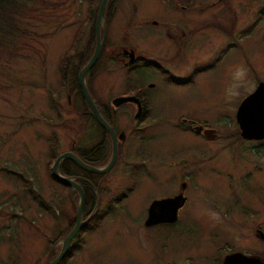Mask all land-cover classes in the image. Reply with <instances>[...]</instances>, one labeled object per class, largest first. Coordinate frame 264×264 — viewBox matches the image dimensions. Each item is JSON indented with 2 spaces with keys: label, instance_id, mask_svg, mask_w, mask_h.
I'll list each match as a JSON object with an SVG mask.
<instances>
[{
  "label": "rangeland",
  "instance_id": "374dc122",
  "mask_svg": "<svg viewBox=\"0 0 264 264\" xmlns=\"http://www.w3.org/2000/svg\"><path fill=\"white\" fill-rule=\"evenodd\" d=\"M89 1L48 0L56 7L29 2L36 9L24 17L20 42L0 57V264H47L72 229L69 220L78 198L58 196L60 187L49 175L53 160L48 150L55 139L56 154L71 151L74 139L92 132L93 122L81 113L88 108L85 100L70 91L72 72L66 89L56 91L61 57L82 22L86 26L81 27L70 70L90 41L96 15L87 22ZM212 1L184 10L173 8L169 0L107 4L106 52L87 79L88 89L102 107L106 97L144 88L150 114L141 124L133 120L130 106L114 114L117 128L128 136L123 156L107 172L109 194L100 192L98 210L62 264H215L236 250L264 258V244L256 234L257 226L264 228V146L235 135L239 103L264 81V0H228L229 6ZM153 20L168 21L170 35ZM123 48L134 50L138 58L129 61ZM141 58L159 65L163 73L141 68ZM127 60L130 66L124 65ZM193 70L196 77L186 84ZM170 77L179 85L169 82ZM191 119L216 129L218 136L203 140L187 131L183 121ZM141 136L145 140L139 156ZM201 143L205 147L200 155L195 149L185 155L199 165L187 185L183 227H145L148 204L172 185L165 177L161 184L155 181L160 182L159 171L167 172L156 154L165 158L172 148L177 159L185 154L181 148ZM139 159L150 175L133 176ZM5 167L29 178L49 208L33 200L22 188L26 183L8 175ZM97 175L106 183V173ZM175 180L170 191L180 189L181 179ZM215 255L220 259L209 260Z\"/></svg>",
  "mask_w": 264,
  "mask_h": 264
},
{
  "label": "flooded vegetation",
  "instance_id": "af4514ba",
  "mask_svg": "<svg viewBox=\"0 0 264 264\" xmlns=\"http://www.w3.org/2000/svg\"><path fill=\"white\" fill-rule=\"evenodd\" d=\"M169 1L171 3V6H173V8H175V9H183L184 10L188 6H191L193 3H194L193 5H196L197 2L200 3L202 1L204 2V1H207V0H169ZM211 3L214 4V5H219V6H222V5L229 6L230 5L229 2H228V0H216V1H212ZM106 9H107V7H106ZM106 9H105V12H104V18L102 19L101 26H100V30H101V32H103V45H102L101 52L104 51V50L106 52V20H107V17H106ZM152 24L155 25V26L156 25L159 26V24H161V27L162 28H166L167 35H170V32L168 30L171 29V25L169 24L168 21L160 22V21H157V20H153L152 21ZM84 26H86V25H84V22H82L76 28L79 29L80 27H84ZM93 31H94V44H95V30L93 29ZM93 49H94V46H93ZM93 49H92V52H93ZM125 49L126 48H123V50H125ZM127 50H131V49H127ZM92 52H91V54H92ZM101 52H100V54L98 56V59H99V57L101 55ZM121 53H122L123 56H126V55L128 56V54H124L123 52H121ZM73 56H74V52L72 53V57ZM134 56H135L134 60H136L138 58V56L135 53V51H134ZM109 58H110V56H109ZM138 61L141 63L140 64V67L141 68H145V69L150 68V69H152L151 71H154L155 70V71H157V72H159L161 74L163 73L161 71V69L158 68L159 65L156 68V66H154V64H148V62H147L148 60H146L145 58L138 59ZM78 62H79V60H78ZM132 62H129L127 60L126 62H124V65L125 66H130ZM77 64L75 63V65H77ZM73 67H74V64H72V68ZM90 70L85 75V82H86L87 88H88L87 78H88V74H89ZM195 70H193L192 73L189 75V77H188L189 81L186 80V84L193 82V80L195 79V77H196V75H194L195 74L194 73ZM204 70H205V68H204ZM198 72L200 73L201 72V69H199ZM169 82H171L173 84H177V83H175L176 80L174 81V79L171 78V77L169 78ZM177 85H179V84H177ZM78 88H79V86H78ZM79 91H80V89H79ZM89 92H90V90H89ZM145 93L146 92L144 91V88H135V89H131L130 90V93H126L125 94V95H134V96H136L138 98V100H139L138 103H136L134 101H126V102H123V103L119 104L118 106H114L112 104V99L114 97H116V96L112 97L111 99H109L108 97H106V101L101 102L102 103V106H103V112H100V113L103 116V118L106 120V122H108L113 127L114 132L116 134V140H117V158H116L114 164L117 162V160H119L120 158H122L123 152H122L121 148H122V145L124 144L125 140L128 137L127 134L125 133V130L124 129H118L117 128V126L115 124V116H114V114L118 111L119 108H121L123 106L124 107L125 106H130L131 108L134 109V111L132 113L133 120L137 124H141L149 116V114H150L149 105H148V99L145 97ZM76 94L81 99H83V101H84V97H83L81 91H80V93L77 92ZM139 107H140V110H138ZM81 113L83 115H87L89 117V119H91V121L93 122V126L91 128L92 132L90 133V135L88 137H85L84 139H79V137H77L76 139H74L73 142H72V148H71L72 150L71 151L76 156H78L81 160H83L84 162L90 163V164L94 165V162H96V161L101 160V159L104 158V156H105L104 154L105 153L102 154V152H103L102 150H106V162L105 163L107 164L108 161L110 160L111 151H112V139H111V136H110L109 132L107 130H105L103 127H101L95 121V119L91 115V113H90V111H89L88 108H87V110H84ZM183 122H184V125H185V129H187V131H192L193 133H195L197 135H200L203 138V140H205L206 138L207 139L208 138H215V137L218 136V134H215V132H216V129H215L214 130V137H207L204 134V130L205 129H208V128L207 127H204L201 123H199L198 121H196V119H191L187 123L185 122V120ZM95 123L97 124V126L95 125ZM197 126H202V128L200 129V131H197L196 130V127ZM137 128H139L140 130L143 129L142 127H137ZM94 130H99L100 132H95ZM235 135H237L236 137L238 139L240 137L242 140H247V141H250V142H259V145L260 146H264V138H262V139H245V138H243L240 135V130L238 128V125H237V130L235 132ZM140 140H141L142 143L140 144V148L138 150L139 156L141 155V153H143V141L145 139H144V137L141 136L140 137ZM203 146L205 147V144L201 143V144H195V145H193L190 148H184L183 147L180 150H182L183 153L186 150L185 151V154L184 155L181 154L182 157L177 158V159L175 157V153L176 152L172 148H170L169 152L165 156V158L167 156L169 157L168 160L165 159L164 156L162 157L161 154H159V153L156 152L157 153L156 155H159V157H160V159H156V160H158V163L161 165L162 168H164L162 171H167V172H166V175H165V174H163L162 172L159 171V175L157 176V178L160 179V182L158 180H155V181L158 184L159 183L161 184V183H163V179H164L163 177H165L164 180L166 182H168V185H171V184L174 185V183L176 181L175 178L176 179L179 178V180L181 179V181H180V184H179L180 189H178V190H175L174 189L173 191H170L172 189V185H171V187H169V189H168V191H170V192L166 191V193L161 194V195L157 196L156 198H153L150 201V203L153 200H155V199H162V198H167V197H173V196H176V195H182V197H184V200H183L182 205L179 206L178 209H177V211H176V219L174 221H172V222H169V221L168 222L167 221H160V222H156L154 224H151L149 226H146L144 222H145V219L147 217L148 207L150 205V203H149L148 206H147V209H146V216H145V218L143 220V225L145 227L152 228V227H157L159 225L171 226V227H175V226L183 227V224L181 226H179V225H180V223H182V222H180L182 220V216L185 215L184 212H183V210H185L186 203L188 202L187 201V198H189V192L187 191V188H188L187 185H188L189 180L191 178L196 177V174L195 173H192V170L195 169V167L197 165H199V163H198V161L196 159L191 160V159H189L185 155H186L187 152L190 151V149H195L196 151L199 152V155H200L202 153V151L204 150ZM173 156L175 158H170V157H173ZM126 163H128V161H126ZM135 164L136 165L133 166V168H134L133 169V172L135 173L133 175L134 177L135 176L139 177L141 175V173H144V174H147V175H150L151 174L150 172H148L147 170L144 169L145 168V165H144V162L141 159H139V163H135ZM176 164L178 165V169L177 170H176V167H175ZM74 165L75 166H74V169L73 170L75 171V173L72 174V175H66V176H72L74 178V180L82 187V189L84 191V196H85V184H87L88 187L91 188L93 194L95 195V199H94V204H93V207L92 208H88V210L87 209L84 210V205H83L81 218L85 221V223L82 224V226L80 227V229L78 230V232L76 233V235L70 240L69 246H68V248L66 250V253H65L64 257L57 264H62L63 263V260H65L66 257H68L71 254V251L73 249V246H72L73 241H76V240L78 241L80 239V236H81V233L80 232H83V230H84V229L82 230V228L84 227V225L86 223H88L89 221H91L93 219V217L95 215V212L98 210L99 197H101L100 192H102L101 194H104L105 193L107 195V194H109V189H110V187H109V180L107 178V172L110 169L108 171H106V183H105L103 181V179H102L103 177L101 175H97L95 173L94 174H90V175L83 174V172L81 171L83 169L80 168L79 166H77L75 163H74ZM59 166H60V164H59ZM96 166H98V165H96ZM77 168H79L81 170H79ZM60 184H58V186L60 187V191H59V195H58L59 197H62V198L69 197V195H72V192L73 193L75 192L78 195V192L72 186L67 185L65 183H62V182ZM136 184H137V182L135 181V182H133V184H131L129 186L128 189L130 190L129 191L130 193L133 190V188L136 187ZM84 204H85V199H84ZM75 211H76V208H75ZM74 223H75V216H74ZM74 223H73V225H74ZM73 225L71 226V228L73 227ZM184 225H186V224H184ZM67 233H68V231L65 233V235ZM60 234H61V232H60ZM256 234H257L258 238L263 241V244H264V228L262 226L259 225V226L256 227ZM229 253H241V254H243L245 256L256 257L257 259H259V261L261 263L264 264V258H262V257H260L259 255H256V254H250V253H247V252H244V251H240V250L232 251V252H229ZM229 253L225 254L221 258V261H218V262L215 261L216 259H220V257H221L220 255H218V256L215 255L213 257H210L209 256L210 257L209 260H214L215 259L214 260L215 261V264H222L223 260L225 259V257ZM263 253H264V246H263ZM167 262L174 264L173 262H170V261H167ZM164 263H166V262H164Z\"/></svg>",
  "mask_w": 264,
  "mask_h": 264
},
{
  "label": "water",
  "instance_id": "95a60500",
  "mask_svg": "<svg viewBox=\"0 0 264 264\" xmlns=\"http://www.w3.org/2000/svg\"><path fill=\"white\" fill-rule=\"evenodd\" d=\"M108 0H101L97 9L95 18V45L90 58L80 68L77 75L79 89L84 97L85 103L95 119V121L107 130L112 139L111 157L108 163L102 166L92 165L81 160L72 151H64L60 153L52 163L51 173L52 176L59 182L72 186L78 192V202L75 211V223L69 233L62 241L60 252L47 264H57L64 257L66 250L69 246L70 240L76 235L82 224L85 222L82 218V208L84 205V191L82 187L74 180L72 176H66L60 173L59 164L63 159H69L77 166L85 171L103 174L106 173L114 164L117 158V140L113 127L106 122L101 115L98 107L96 106L85 82L86 73L93 67L100 54L103 45V32L100 30L101 20L104 18V12ZM124 54H128L129 61H133L135 56L133 50H123ZM126 101L139 102L138 98L134 95L116 96L112 99V104L118 106ZM140 110V107L138 108ZM235 121L240 130V135L245 139H262L264 138V81H259L254 90L248 93L239 103L236 113ZM202 126H197L196 130L200 131ZM204 134L207 137H214V129H205ZM184 197L176 195L162 199L153 200L149 207L145 225L149 226L160 221L172 222L176 219V211L182 205ZM163 264H172L169 262ZM222 264H263L256 257L245 256L241 253H231L225 257Z\"/></svg>",
  "mask_w": 264,
  "mask_h": 264
},
{
  "label": "trees",
  "instance_id": "16d2710c",
  "mask_svg": "<svg viewBox=\"0 0 264 264\" xmlns=\"http://www.w3.org/2000/svg\"><path fill=\"white\" fill-rule=\"evenodd\" d=\"M29 2H31L33 4L38 3L41 5L50 3L53 7H56V5H57L56 2H48V0H0V57L1 58H2L3 54L11 53L10 51L13 50L14 43L20 42V39L26 30V27L24 25L25 24L24 17L26 15L33 16L31 11H35V9H36L34 6L29 4ZM99 2H100V0H90L89 1V5H88V11H89L88 17L89 18H88L87 22H92V20L94 19L96 12H97V9H98V6H99ZM112 2H113V0H108V6H111ZM92 27H94V26H92ZM81 31H82V28L80 27V29L77 30L75 35H74V39H73L72 44H71L72 46L70 47V49H68L66 51L64 56L61 57L62 58V60L60 61L61 76H60V80H59V89L56 90L58 94L61 91H63L64 89H66V87L69 85V84H67V80L69 79L67 77V75H68L69 71H70V73L72 72L71 81H69V82H71V85L73 86V87L71 86L72 88H70V91L72 92V91L76 90L78 93H80L79 88H78V83H77V73H78L79 68L86 62V60L91 55V52H92V49L94 46L93 45L94 44V31L92 28L90 41L88 42V45L85 47V50H83L80 53L78 64L74 65L73 70L72 69L70 70V68H69L71 66L70 60L72 59L71 54L74 52L75 47L77 46V42L80 40V38L82 36ZM72 50H73V52L71 53ZM7 51H9V52H7ZM95 66H96V64L93 66V68ZM67 67H68V69H67ZM93 68L90 70V72L88 74V78H87L88 81L90 79V75L92 74ZM50 92H52V91L50 90L49 93ZM98 109L100 112H103V106L98 107ZM95 125L97 126L96 123H95ZM56 146H57L56 140L53 139L51 141V146L48 150V155H49L50 159L53 161L58 155V154H56ZM102 151H103L102 154L105 153L104 158L94 162V165H98V164H101L104 161H106V150H102ZM74 166L75 165L71 160L63 159L60 163L59 170L64 175H72L75 173V171L73 170ZM77 169H79V168H77ZM3 170H5V172L8 175L13 176L14 179L21 180L23 183L25 182L26 184H24V187H22L25 190V192L28 193L33 200L39 201V199H40L39 203H41V205L44 207V209L49 208V206L45 202H43L41 197H39V199H38V193L35 192V190L32 188L29 178L24 176V174H21L20 172H17L13 169H9V168L5 167V168H3ZM79 170H81V169H79ZM81 171L83 172V174H86V175L94 174L92 172H88V171H84V170H81ZM49 175L57 185L61 183L52 176L51 170H49ZM72 194L75 195V197L73 196V199L76 197L78 198V195L75 192L74 193L72 192ZM94 199H95V195L93 194L91 188L88 187L87 184H85L84 210H86V209L88 210V208L93 207ZM73 204H74V208H76V204L74 203V201H73ZM73 223H74V217H72L69 220V225L72 226ZM7 233H8L7 235H9L8 237L10 239H12L13 233H10V232H7ZM10 242H11V240H10Z\"/></svg>",
  "mask_w": 264,
  "mask_h": 264
}]
</instances>
